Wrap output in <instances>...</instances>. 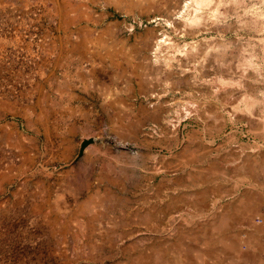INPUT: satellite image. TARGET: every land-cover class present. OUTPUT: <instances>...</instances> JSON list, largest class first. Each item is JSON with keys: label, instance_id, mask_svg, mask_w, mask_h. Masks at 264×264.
Segmentation results:
<instances>
[{"label": "rangeland", "instance_id": "obj_1", "mask_svg": "<svg viewBox=\"0 0 264 264\" xmlns=\"http://www.w3.org/2000/svg\"><path fill=\"white\" fill-rule=\"evenodd\" d=\"M0 264H264V0H0Z\"/></svg>", "mask_w": 264, "mask_h": 264}, {"label": "water", "instance_id": "obj_2", "mask_svg": "<svg viewBox=\"0 0 264 264\" xmlns=\"http://www.w3.org/2000/svg\"><path fill=\"white\" fill-rule=\"evenodd\" d=\"M91 140L90 139H84L80 142L79 148H78V155L80 154V152L82 151L83 147L89 143Z\"/></svg>", "mask_w": 264, "mask_h": 264}]
</instances>
